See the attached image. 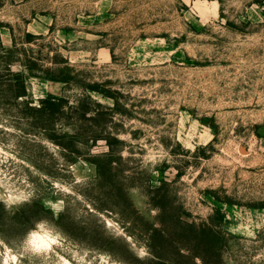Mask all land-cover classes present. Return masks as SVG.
I'll list each match as a JSON object with an SVG mask.
<instances>
[{
    "label": "rangeland",
    "instance_id": "374dc122",
    "mask_svg": "<svg viewBox=\"0 0 264 264\" xmlns=\"http://www.w3.org/2000/svg\"><path fill=\"white\" fill-rule=\"evenodd\" d=\"M0 264H264V0H0Z\"/></svg>",
    "mask_w": 264,
    "mask_h": 264
},
{
    "label": "trees",
    "instance_id": "16d2710c",
    "mask_svg": "<svg viewBox=\"0 0 264 264\" xmlns=\"http://www.w3.org/2000/svg\"><path fill=\"white\" fill-rule=\"evenodd\" d=\"M56 102V101H55Z\"/></svg>",
    "mask_w": 264,
    "mask_h": 264
}]
</instances>
